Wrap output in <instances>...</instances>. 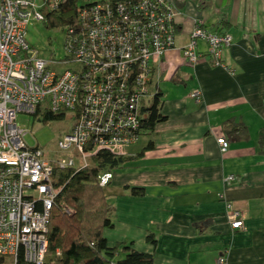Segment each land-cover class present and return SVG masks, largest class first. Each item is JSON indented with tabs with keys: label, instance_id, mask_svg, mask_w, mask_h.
I'll list each match as a JSON object with an SVG mask.
<instances>
[{
	"label": "crops",
	"instance_id": "0c3cea01",
	"mask_svg": "<svg viewBox=\"0 0 264 264\" xmlns=\"http://www.w3.org/2000/svg\"><path fill=\"white\" fill-rule=\"evenodd\" d=\"M185 1L176 48L155 66L167 121L113 171L114 227L104 237L110 247L133 242L154 255V264H264V0ZM223 18L233 42L222 65L202 41L204 58L189 64L182 50L195 22L214 32ZM195 90L202 92L199 103L190 97ZM223 138L226 152L218 144ZM234 211L242 214L240 230L231 226Z\"/></svg>",
	"mask_w": 264,
	"mask_h": 264
},
{
	"label": "built area",
	"instance_id": "2783aa9c",
	"mask_svg": "<svg viewBox=\"0 0 264 264\" xmlns=\"http://www.w3.org/2000/svg\"><path fill=\"white\" fill-rule=\"evenodd\" d=\"M58 1L47 0V6L52 8ZM171 3L141 0L144 20L127 12L120 23H113L111 8L104 15V24L97 12L87 34L90 45L82 44L75 52L77 61L89 68L81 78L77 72L51 69L50 62L27 41L29 20L44 21L47 14L37 8L35 0H0V258L5 259L4 264H44L58 193L52 183L55 166L79 171L87 168L92 152L109 150L125 156L139 142L138 115L152 82L150 63H160L164 51L176 45L174 23L179 13L169 6ZM132 34H142L136 48L131 45ZM199 41L208 46L207 55L218 66L223 50L233 42L229 34H216L203 22H195L190 41L182 50L191 65L202 56ZM134 64L137 93L130 92L127 83ZM190 97L199 103L202 92L195 90ZM46 104L52 112H76L71 134L63 137L58 147L64 152L75 149L81 166L71 156L50 161L39 145H28L26 137L31 133L19 126L17 117L33 116ZM88 143L93 146L90 151L85 148ZM218 144L222 152L227 151L225 138ZM113 179L114 174L107 172L100 177V185L105 187ZM231 220L233 229L244 227L241 212L234 211Z\"/></svg>",
	"mask_w": 264,
	"mask_h": 264
},
{
	"label": "trees",
	"instance_id": "16d2710c",
	"mask_svg": "<svg viewBox=\"0 0 264 264\" xmlns=\"http://www.w3.org/2000/svg\"><path fill=\"white\" fill-rule=\"evenodd\" d=\"M88 1V2H87ZM141 0H109L98 3H91L90 0H59L48 12L43 22L48 28H60L66 34V57L64 60L57 61L58 64L72 62L77 65L75 69L65 70L79 73L83 78L89 68L84 63L78 62L75 52L80 45L84 47L90 45L87 37L88 31L95 24V14L100 12L101 22L104 24V15L108 10H112L113 23H120L122 14L129 13L132 18L144 20L140 10ZM87 2V3H86ZM168 2V1H167ZM185 2L175 0L169 4L174 10L181 14ZM101 7V8H99ZM179 16V15H178ZM110 18V16H109ZM125 23L121 24L122 26ZM175 38L179 32L178 18L175 20ZM231 22L223 18L220 26L214 30L219 35L228 34L225 31ZM142 34L133 37L131 45L136 48V41ZM172 48L166 49L161 56L162 62ZM101 56V52L97 53ZM56 62V61H55ZM156 64L151 61L150 88L145 97H142L138 119L140 122L136 135L140 138L152 133L156 126L167 121V117L162 113L163 95L158 91L160 80H155ZM136 64L131 68L127 79L128 90L137 93L139 91L137 76L138 72H133ZM150 101L145 103V99ZM48 104L37 109L34 116L44 124L51 121L63 120L65 114L70 112L76 118V112L69 109H62L60 112H52ZM79 111V108L76 109ZM75 125V123H74ZM234 130L241 131V125L231 124ZM74 127V126H73ZM73 130V128H72ZM94 141V140H92ZM154 143L151 142L146 150L151 149ZM92 144L88 143L86 149L90 151ZM87 168L80 169L67 168L60 169L54 167L52 183L58 191L54 206L51 211V219L48 233V248L44 264H154V255L142 253L133 248V242H122L114 247H110L104 237L105 230L114 227L113 214L114 206L109 202L108 195L104 189L111 185L102 187L100 177L107 173L124 168L128 164V157L119 156L109 150L92 152ZM114 174V173H113ZM133 196L142 197L143 189L129 188ZM148 242L155 246V237L149 236ZM5 259L0 258V264H4Z\"/></svg>",
	"mask_w": 264,
	"mask_h": 264
},
{
	"label": "rangeland",
	"instance_id": "374dc122",
	"mask_svg": "<svg viewBox=\"0 0 264 264\" xmlns=\"http://www.w3.org/2000/svg\"><path fill=\"white\" fill-rule=\"evenodd\" d=\"M103 1L109 0H90L91 3ZM35 4L37 8L44 14L51 9L47 6V0H35ZM26 39L30 46L39 52L40 57L50 62L51 69L58 72H63L65 70H72L77 67V65L72 62H67L64 64L57 63V61L64 60L67 56L65 49V30L63 31L60 28H48L45 22L36 21L34 18H32L29 20L27 26ZM201 58H204V56H201L200 59ZM216 66L218 65L216 64ZM149 102L150 101H148V98H146L145 103L148 104ZM17 123L22 129L28 130L31 133V135L26 137L28 145L31 147L39 145V148L44 151L46 159L50 161H60L71 156L75 158L76 164L81 166L79 158L76 157L78 154L75 149H72L70 152H64L58 147V142L63 139V137L71 134L72 132V128L75 123L72 113L67 112L63 120L51 121L47 124H44L37 119L35 120L34 116L19 114L17 117ZM104 191L108 195L110 193V186L105 188Z\"/></svg>",
	"mask_w": 264,
	"mask_h": 264
}]
</instances>
